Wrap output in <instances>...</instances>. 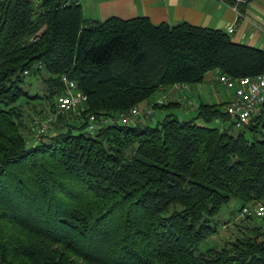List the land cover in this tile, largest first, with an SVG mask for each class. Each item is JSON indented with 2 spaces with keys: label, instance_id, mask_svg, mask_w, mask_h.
I'll return each instance as SVG.
<instances>
[{
  "label": "trees",
  "instance_id": "16d2710c",
  "mask_svg": "<svg viewBox=\"0 0 264 264\" xmlns=\"http://www.w3.org/2000/svg\"><path fill=\"white\" fill-rule=\"evenodd\" d=\"M56 2L0 0V264H264V220L240 216L264 206V119L234 136L233 126L198 124L228 121L219 105L203 102L186 121L174 114L179 102L157 103L164 87L203 84L211 71L218 83L261 74L264 50L229 31L101 21L86 18L80 0ZM42 73L46 118L67 92L64 76L87 102L80 123L60 114L57 133L29 145L17 103L29 97L25 77ZM151 104L165 113L155 126L122 123ZM232 199L244 236L197 252Z\"/></svg>",
  "mask_w": 264,
  "mask_h": 264
},
{
  "label": "crops",
  "instance_id": "0c3cea01",
  "mask_svg": "<svg viewBox=\"0 0 264 264\" xmlns=\"http://www.w3.org/2000/svg\"><path fill=\"white\" fill-rule=\"evenodd\" d=\"M89 2L92 6L90 19L105 21L111 17H118L127 20L142 15L150 18L154 24L175 25L186 22L194 26L226 32L233 28L234 32L231 35L234 42L264 50V0H246L240 7L231 6L224 0H90ZM205 87L204 83L195 86L164 87L159 91L158 99L168 104L167 99L171 98L170 102H179L180 108L186 93L191 95L196 93L201 99L200 91L206 90ZM229 92L230 95L224 100L226 105L233 99V92L231 90ZM201 103L197 104L194 100H190L188 107L191 111L198 112L195 106H200ZM206 104L213 103L209 101ZM153 105L139 108L142 112L140 116L142 120H152L157 114L158 109ZM151 108L154 109V113L151 118H146L145 111ZM161 114L162 116L165 114L163 110Z\"/></svg>",
  "mask_w": 264,
  "mask_h": 264
},
{
  "label": "rangeland",
  "instance_id": "374dc122",
  "mask_svg": "<svg viewBox=\"0 0 264 264\" xmlns=\"http://www.w3.org/2000/svg\"><path fill=\"white\" fill-rule=\"evenodd\" d=\"M36 4L38 2H41L42 0H33ZM90 0H80V4L83 7V12L86 18H90L92 6H90ZM142 17V15H139L137 17ZM103 19V18H101ZM109 19V18H108ZM45 75V73L40 74H30L25 77L24 83L22 84L24 90L29 94V97H23L21 100L18 101L17 105H20L23 108V127H22V133L25 135V137L29 140V145H33L34 142L38 143L34 139V133L33 128L35 127V122L38 121V119H44L47 117L48 112L52 110V107L50 103L52 100L47 99L45 96L48 94V91L46 89V86L43 84L42 78ZM217 71H211L207 73L204 80V86H206V90L203 92L200 91V97L198 94H189L186 93L184 96V100L182 101V106L178 109H174V113L181 119V120H191L197 117L198 112H193L188 107V102L190 100H194L195 103L199 104L202 102L211 103L215 105H219L220 108L225 110L226 103L224 100L225 98L230 95L229 90L221 86L217 82ZM172 101L171 98L167 99V102ZM222 102L221 104H218L217 102ZM196 108H199V105L195 106ZM75 113V114H74ZM74 114V116H72ZM76 115V116H75ZM79 115V110L71 111L67 114L64 121L69 120L70 124H76L80 123V120L77 119ZM163 116L161 114V111L159 110L157 114L152 118L151 121H142L140 125L142 127H145L147 125L155 126L158 121H162ZM51 123V129L48 131L47 136H45L42 140H46L49 138V136H53L57 133L56 125ZM139 121L137 118L133 117L131 118V125L138 124ZM63 124V123H62ZM199 125L206 126L213 128H219L221 130L228 129L231 124L229 121H226L224 119H215L211 123L206 124L203 120H198ZM64 126V125H62ZM59 130H64V127H60ZM88 131V130H87ZM242 130H237L235 128L229 129V132L233 134L234 136H237ZM75 133H79V131L75 130ZM246 136L250 138V133L246 132ZM41 140V141H42ZM40 141V142H41ZM241 207V204L239 201L232 199L229 204L224 205L221 207L219 213L214 217L213 221L211 222V225H214L217 227V234L213 235L206 241L202 242L197 252H203L210 248H222L229 243L242 238L244 236V231L241 227V221L239 218V209ZM179 208V207H178ZM258 223H261V221H257Z\"/></svg>",
  "mask_w": 264,
  "mask_h": 264
},
{
  "label": "built area",
  "instance_id": "2783aa9c",
  "mask_svg": "<svg viewBox=\"0 0 264 264\" xmlns=\"http://www.w3.org/2000/svg\"><path fill=\"white\" fill-rule=\"evenodd\" d=\"M238 3H243L245 0H235ZM236 7V6H235ZM229 33H233L234 29L230 28ZM62 81L67 85L66 94L58 97L56 101L55 113H52L48 118L38 119L34 127L35 141H41L47 136L51 129V123L55 121L60 114L68 113L74 110H79L87 102V96L77 90L76 83L70 81L66 76ZM219 83L227 90L233 92V99L227 104L225 113L231 126L238 130L245 129L254 119H264V72L253 77L230 78L226 75L218 77ZM163 100L157 101L158 105L163 104ZM154 109L151 108L145 111L146 118H151ZM142 112L140 109L131 110L129 115L121 117L123 124L131 122V118H141ZM104 122H112L105 119ZM98 118L95 115H90L88 119V131H95L98 128ZM253 216L258 220H264V206L244 207L241 210L240 216Z\"/></svg>",
  "mask_w": 264,
  "mask_h": 264
},
{
  "label": "water",
  "instance_id": "95a60500",
  "mask_svg": "<svg viewBox=\"0 0 264 264\" xmlns=\"http://www.w3.org/2000/svg\"><path fill=\"white\" fill-rule=\"evenodd\" d=\"M60 1H61V0H57V2L55 3V8H57V7L59 6Z\"/></svg>",
  "mask_w": 264,
  "mask_h": 264
}]
</instances>
